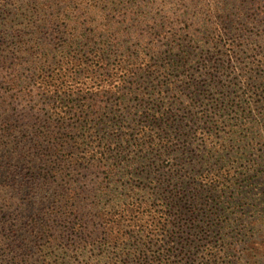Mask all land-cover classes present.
Segmentation results:
<instances>
[{"label":"trees","instance_id":"trees-1","mask_svg":"<svg viewBox=\"0 0 264 264\" xmlns=\"http://www.w3.org/2000/svg\"><path fill=\"white\" fill-rule=\"evenodd\" d=\"M240 243L264 0H0V264H264Z\"/></svg>","mask_w":264,"mask_h":264},{"label":"rangeland","instance_id":"rangeland-1","mask_svg":"<svg viewBox=\"0 0 264 264\" xmlns=\"http://www.w3.org/2000/svg\"><path fill=\"white\" fill-rule=\"evenodd\" d=\"M246 220V222H249L250 221V218L247 216V218L245 219ZM241 245H243L242 243H240V245H239V249H238V254L239 255H237V256H246V255H249V256H251L252 254H255V253H258V254H264V250L262 251V252H252L251 250H253V249H251V246H252V244L251 245H249L248 246V248H249V250H247V251H244L243 253H239L240 252V250L242 249V246ZM255 248L257 247V243H255ZM60 253V254H59ZM54 255V257H55V261H58V260H60L59 262H61L62 260H63V262H64V254H62V252L60 251V250H56L55 251V254H53ZM70 256H71V254H69ZM248 259H250V258H248ZM251 260V259H250ZM244 262V261H243ZM251 262H253V260H251ZM263 263H264V261H263ZM253 264V263H252ZM256 264H261V262H259V261H257L256 262Z\"/></svg>","mask_w":264,"mask_h":264}]
</instances>
